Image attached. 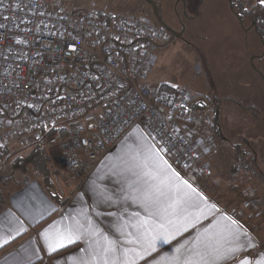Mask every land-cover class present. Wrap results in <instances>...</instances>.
<instances>
[{
    "label": "built area",
    "instance_id": "1",
    "mask_svg": "<svg viewBox=\"0 0 264 264\" xmlns=\"http://www.w3.org/2000/svg\"><path fill=\"white\" fill-rule=\"evenodd\" d=\"M77 3L0 0V172L12 142L27 147L62 129L48 146L81 175L141 129L182 178L209 175L186 133L189 123L201 126L187 114L188 94L145 84L168 32L143 17Z\"/></svg>",
    "mask_w": 264,
    "mask_h": 264
},
{
    "label": "rangeland",
    "instance_id": "2",
    "mask_svg": "<svg viewBox=\"0 0 264 264\" xmlns=\"http://www.w3.org/2000/svg\"><path fill=\"white\" fill-rule=\"evenodd\" d=\"M150 1L160 7L163 22L183 36L173 39L167 33L171 40L156 51V68L145 83L152 89L170 85L185 91L193 99L191 107L196 103L206 105L195 112L203 117L197 118L201 126H194L205 128L206 133L199 137L211 138L210 148L216 149L213 153L217 166L212 176L210 173L200 177L207 181L203 188L223 210L241 219L251 231L262 229L264 233V61L260 60L264 47L261 39L254 29L246 39L243 37L240 22L227 0ZM77 7L143 17L160 26L146 0H78ZM244 26L251 28V23L245 21ZM248 48L258 80L252 83L248 75H243L248 80L244 90L240 88L243 83L235 77H241L239 70L245 67ZM237 62H240L238 66ZM217 114L222 138L214 134ZM236 116L242 119L235 122ZM190 132L186 130L193 142ZM238 148L243 151V160L237 157ZM29 151L15 142L10 144L0 172L1 196L33 182L45 184L33 168L23 171L13 166L16 159L26 157ZM48 152L52 160L48 174L54 193L65 191L69 185L75 189L80 187V174L64 166L56 149L49 147ZM236 168L241 173L235 175ZM69 192L66 190L63 195Z\"/></svg>",
    "mask_w": 264,
    "mask_h": 264
},
{
    "label": "crops",
    "instance_id": "3",
    "mask_svg": "<svg viewBox=\"0 0 264 264\" xmlns=\"http://www.w3.org/2000/svg\"><path fill=\"white\" fill-rule=\"evenodd\" d=\"M239 26V30L246 39L248 32L253 29H245V26L242 27L241 24ZM247 51L249 52L250 49L248 48ZM247 51L245 57L248 58L244 64L246 68L242 66V69L239 70L241 77L239 75L235 77L238 78V82L243 83L240 88L244 90L246 81L255 83L258 80L256 79L258 71L255 70L252 52L247 53ZM156 62L157 57L148 77L156 68ZM261 62L263 63V60ZM236 64L238 66L240 62ZM243 75L245 77L248 75V80ZM189 114L193 118L199 117L194 112ZM201 117L203 116L199 118ZM241 119L236 116L234 121L239 122ZM187 125V129L191 131L194 139L193 143L197 148L200 162L210 168L212 176L217 165H215V154L213 153L216 149L212 151L210 148L211 138L199 137L206 133L204 132L205 128L195 127L190 123ZM210 131L213 134L212 129ZM177 174H179V181L185 180L181 177L175 161L167 158L144 131L134 129L117 143L96 169L81 173L79 176L80 187L75 189L68 183L69 186L66 190L70 192L66 196L63 195L66 190L54 193L53 187L49 190L41 182H33L26 188L9 191L8 195L2 196L3 201L0 203L2 208L0 212V243L4 240L8 241L7 244L0 247V251L19 237L23 235L25 237L0 253V264H80L81 258L85 264H93L94 258L88 251L89 239H92L93 242L99 240L101 243H103L102 237L105 236L108 239H117L119 234L116 232L115 226L118 223L128 224L127 231L133 232L135 229L130 225L137 217H133L131 214L139 212L138 218L140 219L147 216L138 203H133L131 199L117 205L98 203L107 195L118 199L122 194V186L126 192L151 186L159 198L160 207H168L174 201H180L175 209H168V213L165 214L167 218H176L175 215H171L173 211L180 215H188L190 219L198 217L195 227L189 225L169 244L158 247L140 264H168L170 258L179 253L187 254L189 249L206 250L212 246L224 245L231 238L230 233L235 232L237 228H241L243 233L253 237L255 246L245 247L236 259H229L226 264H240V261L245 259L248 264H259L260 261H264L263 230L251 231L243 224L244 222L241 223V219L238 220L223 210L221 205L203 188L207 182L204 181L205 179L198 183L188 181L196 190L195 192L181 184V191L178 193L175 187L178 182ZM129 185H132V188H129ZM185 192L191 196V201L188 203L183 202ZM53 197L58 199H53ZM97 212L102 215H96ZM54 213L57 215L43 226H39ZM113 213L115 216L112 215ZM115 217L123 219L117 221ZM232 221L237 223L233 224ZM161 222L166 223V219ZM80 226H83L81 231L89 227L96 228L99 235L84 236L76 243L49 254L44 234L54 235L58 231L62 232L67 228L75 229ZM119 239L122 240L123 237H119ZM246 239L247 237L242 234L239 242L245 243Z\"/></svg>",
    "mask_w": 264,
    "mask_h": 264
},
{
    "label": "snow or ice",
    "instance_id": "4",
    "mask_svg": "<svg viewBox=\"0 0 264 264\" xmlns=\"http://www.w3.org/2000/svg\"><path fill=\"white\" fill-rule=\"evenodd\" d=\"M261 6H264V0H259ZM2 26V25H0ZM18 43H22L18 41ZM176 191H181V184L192 192L196 190L192 188L187 180L179 181V174H177ZM132 188V185H129ZM121 195L118 199H113L112 196H104L100 204L117 205L120 202H126L129 199L133 203H138L139 207L147 213L143 219L138 218L139 212L132 213L131 216L137 217L134 222H131V227L135 231H127L128 224L118 223L115 226L119 239H108L106 236L102 237L103 243L99 240L93 242L92 239L88 240V251L93 256V264H140L141 261L151 256L154 251L160 246L169 244L180 232L186 230L189 225L195 227L198 217L189 218L188 215H180L178 212L173 211L171 215H175V219L167 218L165 214L168 213L169 208L175 209V206L180 201H174L168 207L159 206V198L152 187L136 188L133 191L126 192L123 186L121 187ZM199 195V194H197ZM191 201V196L188 192L184 193L183 202L188 203ZM203 214V213H201ZM96 215H102L97 212ZM115 216V214H112ZM117 221L122 220V217H115ZM166 219V223L161 222ZM236 224V221H232ZM83 226L75 229L67 228L64 231H58L54 235L44 234V239L47 243L49 254L56 253L60 249H64L69 245L76 243L77 240L84 236L94 237L99 235L96 228L89 227L81 231ZM247 237L245 243H240L241 235ZM231 238L227 240L226 244L220 246H212L206 250H187V254L179 253L178 255L169 259L168 264H226L229 259H236L245 247H254V238L246 233H243L241 228H237L235 232L230 233ZM8 241L4 240L0 243V247L7 244ZM130 246V247H129ZM80 264H85L81 258ZM240 264H248L247 260H241ZM259 264H264L260 261Z\"/></svg>",
    "mask_w": 264,
    "mask_h": 264
},
{
    "label": "trees",
    "instance_id": "5",
    "mask_svg": "<svg viewBox=\"0 0 264 264\" xmlns=\"http://www.w3.org/2000/svg\"><path fill=\"white\" fill-rule=\"evenodd\" d=\"M230 2V5L237 16L240 24L242 27L245 25V21H249L251 23V28L256 31L258 36L261 39V42L264 47V6H261L259 3V0H227ZM157 11L159 14L160 7L157 5ZM262 60L264 61V53L262 56ZM160 90L163 91H171V92H177L179 89L170 87L167 85H163L160 87ZM193 99H190V102H192ZM206 108V105L203 103H196L192 107L190 106L189 110L187 111V114L191 112H198V110H202ZM218 112V111H217ZM186 117V116H185ZM214 134L216 136H219L222 138V134L219 128V121H218V114L217 118H215V125H214ZM63 130H52L47 132L46 134H43L40 139L33 140L30 145H28L25 148H29L30 151L26 157L18 158L14 161L13 166L16 169H21L23 171H26L28 167L33 168L35 173L38 175V177L43 178L45 182V186L50 190L52 188V184L50 183V178L48 174V166H50L52 160L50 157V154L48 152V142L52 137L57 138H63ZM237 157H240L241 160L243 157V151L242 149L238 148L236 151ZM5 155L7 156V151H4L3 154V160L5 159ZM8 157V156H7ZM10 157V156H9ZM247 159V157H245ZM246 159L244 160V163L246 162ZM243 171H246V169H243ZM241 173L240 168H236L234 171V174L237 175ZM201 179L199 178L197 180V183ZM50 192V191H49ZM58 199L57 197H53V199ZM3 199L0 194V203H2ZM2 211L1 205H0V212ZM57 213H54L50 217H48L46 220L41 222L39 226H43L48 221H50L54 216H56ZM25 237V235L19 237L17 240L12 242L10 245L3 248L0 253L8 249L10 246L18 243L20 240H22ZM66 251V250H65Z\"/></svg>",
    "mask_w": 264,
    "mask_h": 264
},
{
    "label": "water",
    "instance_id": "6",
    "mask_svg": "<svg viewBox=\"0 0 264 264\" xmlns=\"http://www.w3.org/2000/svg\"><path fill=\"white\" fill-rule=\"evenodd\" d=\"M148 2V4L151 6L153 13L155 15L156 21L157 23L164 29L166 30L173 39H178L181 37V35H178L175 31H173L171 28H169L164 22L163 20L160 18L158 11H157V5L154 4L153 2H151L150 0H146Z\"/></svg>",
    "mask_w": 264,
    "mask_h": 264
},
{
    "label": "flooded vegetation",
    "instance_id": "7",
    "mask_svg": "<svg viewBox=\"0 0 264 264\" xmlns=\"http://www.w3.org/2000/svg\"><path fill=\"white\" fill-rule=\"evenodd\" d=\"M153 14H154V13H153ZM154 16H155V15H154ZM172 30H173V29H172ZM173 31H174V30H173ZM175 32H176V31H175ZM176 33H177V32H176ZM177 34H178V35H181V37L183 36L181 33H177ZM181 37H180V38H181Z\"/></svg>",
    "mask_w": 264,
    "mask_h": 264
}]
</instances>
